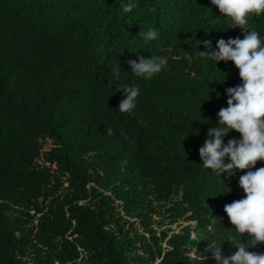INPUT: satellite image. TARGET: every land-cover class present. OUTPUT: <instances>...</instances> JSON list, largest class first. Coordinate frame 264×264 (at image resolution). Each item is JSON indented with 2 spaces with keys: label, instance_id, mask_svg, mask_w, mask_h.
<instances>
[{
  "label": "trees",
  "instance_id": "16d2710c",
  "mask_svg": "<svg viewBox=\"0 0 264 264\" xmlns=\"http://www.w3.org/2000/svg\"><path fill=\"white\" fill-rule=\"evenodd\" d=\"M246 20L211 0H0V264H217L210 251L240 243L264 254L224 211L264 160L229 177L199 155L243 81L195 40L218 50L251 30L264 47V12ZM139 55L166 67L138 77L127 60ZM119 83L139 88L131 112ZM179 220L196 222L197 241L190 224L173 231Z\"/></svg>",
  "mask_w": 264,
  "mask_h": 264
},
{
  "label": "clouds",
  "instance_id": "9594fccd",
  "mask_svg": "<svg viewBox=\"0 0 264 264\" xmlns=\"http://www.w3.org/2000/svg\"><path fill=\"white\" fill-rule=\"evenodd\" d=\"M211 3L216 5L224 16L231 18L235 26H244L249 13L264 12V0H211ZM135 7L136 5L131 2L121 4L125 12ZM246 32L243 39L239 37L229 38L227 41L223 38L218 39V50L213 49L211 40H195V45L202 43L206 49L196 51L197 56L210 58L216 63L233 61L243 81L242 85L225 90L229 97L228 107L219 110L218 126L207 130V139L199 148V155L205 168L218 170L220 174L227 172L229 177L235 175L236 169H251L258 160H264V47L261 46V39L256 31ZM139 34L146 43L158 37V31L155 29L141 30ZM127 63L136 76L151 78L166 67L167 62L160 56L147 58L139 55L138 62L129 59ZM119 71L120 67L112 69L114 79L109 81L110 87L113 81L120 82ZM117 89L118 91L122 89L124 96L119 104V111L131 112L135 107L139 88L119 83ZM230 130L239 132L242 139L232 138L225 144L224 137ZM225 157L229 158V162H225ZM239 185L246 193V198L226 204L224 211L239 233L247 232L255 241L264 243V167L255 171L249 170L240 176ZM193 222V225L188 223L192 228L190 237L197 241L193 229L196 222ZM235 246L238 251L229 256L223 255L221 245L215 247L210 251L212 258L217 264H264V254L246 251L248 246L244 243Z\"/></svg>",
  "mask_w": 264,
  "mask_h": 264
},
{
  "label": "rangeland",
  "instance_id": "374dc122",
  "mask_svg": "<svg viewBox=\"0 0 264 264\" xmlns=\"http://www.w3.org/2000/svg\"><path fill=\"white\" fill-rule=\"evenodd\" d=\"M180 223H181L182 226H184V225H186V224H188V223H191L192 225L194 224L193 221H192V222H191V221L183 222L182 220H179L178 222H175V223L171 224L170 227H171L172 229H174L173 231H176L177 229H179V228L181 227V225L178 226ZM153 227H155V228L158 229V231H159V230L162 229L163 226L160 227V226L154 224ZM194 233H195V235H196V232H195V231H194ZM191 236H192V235H191Z\"/></svg>",
  "mask_w": 264,
  "mask_h": 264
}]
</instances>
